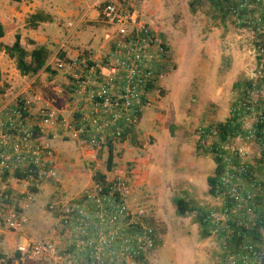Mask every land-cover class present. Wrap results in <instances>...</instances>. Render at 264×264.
I'll list each match as a JSON object with an SVG mask.
<instances>
[{
    "label": "rangeland",
    "instance_id": "rangeland-1",
    "mask_svg": "<svg viewBox=\"0 0 264 264\" xmlns=\"http://www.w3.org/2000/svg\"><path fill=\"white\" fill-rule=\"evenodd\" d=\"M76 1L34 0L39 4L36 13L52 14L55 19L40 23L37 29L49 38V60L59 51L68 58H74L72 54L80 57L103 54L107 26L101 20L100 9L108 0H99L89 9L86 3L75 6L73 10L79 12L80 18L68 22L60 13L64 4ZM190 1L115 0L117 6L142 16L167 47L168 61L159 88L151 92L142 111L134 130V142L128 138L112 147L110 170L106 164L107 149L92 151L73 138L56 134L50 141L57 161L55 179L40 182L35 187L36 193L30 191L34 187L31 184L6 181L13 198L11 206L25 214L28 224L18 232L0 225V264H13L16 247L25 237L56 238L58 215L49 206L77 197L91 185L95 173L109 178L123 177L131 186V209L138 222L154 229L158 241L144 257V264H224L222 241L219 243L210 236L202 239L193 215L178 216L173 199L185 195L202 211L209 207L206 178L215 167L210 147L218 142V132L211 129V134L202 137L201 130L226 122L231 109L251 92L261 101L256 88L259 34L252 27L239 26V18L232 14L222 21L207 0L195 11L189 7ZM94 9L98 17L91 22ZM24 10L19 3L0 0V17L13 19L18 26L19 12ZM255 10L253 16L258 18L261 10L259 7ZM92 31L95 33L90 35ZM12 41L7 30L4 43ZM50 64L55 76L47 72L36 77L18 76L14 62L5 64L0 78V106L11 105L16 98H28L70 116L64 108V74ZM12 74L16 75L15 81L9 80ZM247 81L253 84V89L246 92Z\"/></svg>",
    "mask_w": 264,
    "mask_h": 264
},
{
    "label": "built area",
    "instance_id": "built-area-1",
    "mask_svg": "<svg viewBox=\"0 0 264 264\" xmlns=\"http://www.w3.org/2000/svg\"><path fill=\"white\" fill-rule=\"evenodd\" d=\"M249 1L235 0L233 17ZM259 2L264 1L255 0ZM259 16L254 28L258 34ZM100 17L107 26L101 56L60 58L57 52L49 60V66L64 74V108L70 116L27 98L0 107V225L12 232L25 227L28 218L11 206L5 176L34 187L55 179L57 161L50 141L56 134L92 151L126 141L151 92L159 88L168 51L158 32L142 16L115 3H103ZM253 95L231 109L229 120L234 126L232 119L237 118L239 128L210 147L223 168L202 221L209 236L222 241L224 264H259V247L246 231L258 218L264 194V175L249 173L264 152V103ZM19 171L21 179L14 176ZM130 197L131 186L123 177L93 180L71 201L49 206L58 215L56 238H23L13 264H134L154 249L155 239L152 227L135 217Z\"/></svg>",
    "mask_w": 264,
    "mask_h": 264
},
{
    "label": "trees",
    "instance_id": "trees-1",
    "mask_svg": "<svg viewBox=\"0 0 264 264\" xmlns=\"http://www.w3.org/2000/svg\"><path fill=\"white\" fill-rule=\"evenodd\" d=\"M26 0H11V2L14 3H20ZM203 0H191L189 2V7L195 11V8L200 6ZM210 5H212L217 12L219 13L220 18L222 21L230 14L231 15V8L233 6L236 7L235 0H207ZM252 6L253 8L249 7ZM249 6L245 9H241L238 13V20L241 27H252L255 28L257 24H259L257 21L255 22L256 18H254V13L256 12L255 9L257 7L260 8L261 13L259 16V22L262 27L261 32L259 33V40L257 43V55H256V63L259 68V79L257 81V89L260 93V100L263 102V93H264V2L255 3V0L249 1ZM50 19L49 15L43 14L41 12H37L34 15H31L27 19V26L31 29H35L37 25L40 23L47 22ZM244 19L247 20V23L244 22ZM4 36V30L3 26L0 24V38ZM32 42V41H31ZM32 44H34L32 42ZM0 52H3L10 60H13L15 64V68L18 71V73L21 76H31L34 77L38 75L41 72H47L51 76L56 75V71L51 69L49 65H47V62L50 57V50L45 45H38L35 46L31 51H26L20 44V36L18 34L15 35V40L12 43L11 46H6L0 43ZM60 58H64L65 55L62 51H59L58 53ZM253 84L251 82L245 83V90L246 92L248 90L253 89ZM236 88L239 87L238 84L235 85ZM232 121L235 123L234 126H232L231 120H227L224 123H217L215 126L208 127L204 129V133L202 134V137L209 134L211 129H216L218 132V142L225 139V137L228 134H232L235 130L239 128L237 123V118L232 119ZM129 138L134 142V130L131 131V135ZM215 145V144H214ZM213 149V148H212ZM108 156L106 160L107 169L110 170L112 166V146H109L107 149ZM214 159V158H213ZM257 168H250V175H253L255 172L261 173L264 175V152L260 159L254 161ZM214 170L213 174L208 176L206 178V182L208 185V194L212 195L214 184L216 182L217 176L222 171V165L219 163V161L214 159ZM15 177H19V179L23 178L24 175L19 171L14 174ZM103 175L99 173H95L93 175V180H100L103 179ZM3 181H7V176L3 178ZM30 191L32 193H36L37 190L35 187H31ZM7 193L11 194V190L7 189ZM262 198L260 199V210L258 214V218L256 221L253 222V224L247 229V233H249V236L257 244L259 247V252L262 248V234L264 231V208L262 206ZM173 204L175 207V212L180 217H185L187 215H193L194 222L199 225L200 232H201V238L206 239L209 237V233L207 231L206 225L203 223V214H202V208L197 205V203L190 200L185 195L179 196L173 199ZM154 230V229H153ZM154 233V239L155 244L158 243ZM15 256H18V254L15 253ZM144 257H139L136 259V262L139 264H144ZM10 262V260H8Z\"/></svg>",
    "mask_w": 264,
    "mask_h": 264
},
{
    "label": "crops",
    "instance_id": "crops-1",
    "mask_svg": "<svg viewBox=\"0 0 264 264\" xmlns=\"http://www.w3.org/2000/svg\"><path fill=\"white\" fill-rule=\"evenodd\" d=\"M96 2H99V0H90L89 3H87V1L85 2L84 0H78V1L74 2L73 4L69 2L68 4H64V11L62 13H60V15L62 16V18L64 20H67L68 22L73 18L79 19L80 14L78 11L73 10L74 7L75 6H83V3L84 4L86 3V5H87L86 8L89 9L90 7H94V3H96ZM108 2L115 3V0H108ZM21 4L22 3L20 2L19 8L21 9L24 7L25 10L22 12H19V26L16 24V22H14L13 19L0 17V24L3 26V30H4V36L2 38H0V43L3 45H6V46H11L15 40V35L18 34L20 36L21 46L23 48L25 45L29 46V47L26 46V48H24L28 52L31 51L35 46H38V45H45L49 49V47L47 46L49 38L47 36H44L42 33H40L39 30H37L39 25H37V27L35 29H31L27 26L28 25L27 24V17L34 15L36 13L34 10H35V7L39 6V4L37 2H34V0H26V1H23V5H21ZM125 9H127V8H125ZM73 13H75L74 16H73ZM94 13H95L94 16L90 17L91 22L93 20H94V22L97 21L98 12L95 9H94ZM46 15H49V17H50L49 21L50 20L52 21L54 19L52 17L53 16L52 14L51 15L46 14ZM12 16H14V15H12ZM16 16L17 15H15V17ZM48 23H51V22H48ZM7 30L9 31V35H10L11 39L13 40L10 44L4 43V39L6 37ZM97 31L98 30L96 29L95 32H97ZM95 32L94 31L90 32V35H93ZM31 41L34 44H32ZM75 55L76 54H72L70 56L73 57ZM98 56H99V54H95V55L91 54V56H89V58L96 59ZM10 62H13V60H10L3 52H0V78L2 76L1 73L5 72V68H4L5 64H8ZM47 65H49V61L47 62ZM17 72L18 71H15V73L19 76V73H17ZM36 76H39V74ZM36 76H34V77H36ZM15 77H16V75L12 74V78H9V80L15 81V79H16ZM63 84L65 86V80L64 79H63ZM34 104L36 106H41V105H38L36 103H34Z\"/></svg>",
    "mask_w": 264,
    "mask_h": 264
},
{
    "label": "water",
    "instance_id": "water-1",
    "mask_svg": "<svg viewBox=\"0 0 264 264\" xmlns=\"http://www.w3.org/2000/svg\"><path fill=\"white\" fill-rule=\"evenodd\" d=\"M263 102H264V93H263ZM262 206L264 208V194H263V198H262ZM259 258V264H264V231L262 234V248L261 251L258 255Z\"/></svg>",
    "mask_w": 264,
    "mask_h": 264
}]
</instances>
